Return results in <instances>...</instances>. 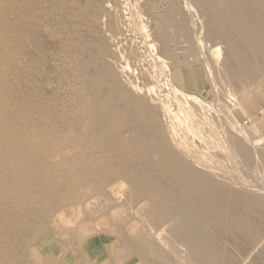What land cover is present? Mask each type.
Here are the masks:
<instances>
[{"label": "rangeland", "instance_id": "rangeland-1", "mask_svg": "<svg viewBox=\"0 0 264 264\" xmlns=\"http://www.w3.org/2000/svg\"><path fill=\"white\" fill-rule=\"evenodd\" d=\"M190 1L0 0V264H156L152 255L141 259L131 237L141 230L163 248L167 227L152 225V216L144 212L147 200L141 205L131 199L133 181L146 176L163 189L174 182L157 175L134 139L169 134L181 143L191 138L199 148L213 141L220 155L228 143L217 139L216 129L204 120L203 108L198 115L194 105L209 106L215 118L223 112L225 127L230 126L245 146L254 144L251 148L257 153L252 157L264 147L260 112L264 105L254 110L245 90L227 91L230 86L218 76L223 46L204 39V14ZM220 6L221 0H215L213 7ZM56 9L68 10L69 17L54 16ZM193 9L198 10L197 17ZM185 16L192 20L188 35L174 26L181 19L186 24ZM164 19L170 25L175 21L165 28L166 42L160 28ZM191 41L197 50L191 51ZM102 45L118 52L116 60L112 57L114 68L124 64L128 75L135 72L146 121H138L141 115L107 78L111 58L105 60L95 52V46ZM81 71L87 79L100 80L102 112L90 100ZM122 75L120 79L127 80V73ZM215 77L222 78L218 85ZM220 83L226 95L218 90ZM232 106L243 108L246 115L227 116ZM92 116L110 119L106 125L89 128ZM100 136L103 141L96 143ZM60 146L74 148L64 163L43 160L59 152ZM6 153L18 156L3 157ZM152 156L156 160L157 155ZM257 156L250 168L236 160L234 168V161L226 163L232 173L223 166L238 187L247 185L264 194V162ZM82 189L94 198H77L74 193ZM68 201L71 205L62 203ZM229 205L244 211L237 199ZM246 213L256 240L229 235L223 239L224 248L233 254L235 264H264V206H250ZM182 249L185 252L178 257L183 259L186 249Z\"/></svg>", "mask_w": 264, "mask_h": 264}, {"label": "bare ground", "instance_id": "bare-ground-1", "mask_svg": "<svg viewBox=\"0 0 264 264\" xmlns=\"http://www.w3.org/2000/svg\"><path fill=\"white\" fill-rule=\"evenodd\" d=\"M191 1L197 6L199 13L201 14L202 12L204 14L202 19L204 18L205 20L204 22L203 20L201 21L205 23L206 36L204 35V39L206 38L207 40V38H209L213 40V42L216 41L223 46L222 62L220 61L221 65L219 64L221 67L219 65L217 67H220L221 71L218 76L220 77L222 75L221 77L223 80L230 86L229 88L227 87V91L230 88H233L232 90H245L247 93V101L251 107L254 110L260 109V107L264 105V0H221V6L219 8L213 7L215 0ZM195 9L193 10L197 17L198 12L196 11L198 10L195 11ZM56 11L57 12H54V16L59 15V17H63V15L66 16L68 12V10L64 12L58 9H56ZM67 16L69 17L68 14ZM185 17L188 19L187 22H185L186 24L188 23V27L189 24H192L189 20L191 22L192 20L191 18L189 19V16ZM196 20L198 19L196 18ZM196 20L194 22H196ZM180 22H176V24L174 21L173 24L175 23L174 26H177L179 28L178 30H182V32L188 35L189 30L192 31V28L189 26L187 29L186 24ZM170 24L169 20L164 19L161 21L160 28L164 35V42H166L168 38V33H165V28L167 27L166 29H168L173 25ZM197 24L196 22V26H198ZM199 28H201V26H199ZM39 30L41 35H46L44 28H40ZM196 33L197 31L194 34L196 35ZM194 34H192L191 37L195 36ZM189 37L190 36H188L187 39H190ZM198 37L199 35L197 34V38ZM202 38L203 36L201 34L200 39ZM198 40L199 38L195 43L198 42L197 44H199L200 40ZM193 46L191 41V51L193 49H198V47L195 48ZM61 48H63V46H61ZM109 48L110 47L107 45L95 46V52L98 55L105 58V60L111 58L106 68L107 78L118 86L120 89V96L125 97L127 103L141 115L138 121H146V117L143 115L142 110L143 95L136 92V79H133L134 75H136L134 74L135 72L132 73L133 71H130L128 75L127 71H129V68L124 64L120 66V59L117 61L118 63L120 62V64L117 63L120 68H114V64L116 63L113 62L116 61H114L112 57L118 58V52L116 51L117 53H115L114 50H112L113 48L111 50ZM169 52V57H173L172 53L170 54ZM120 57L122 58V56ZM162 60L163 59H158V62ZM185 62L188 61L185 60ZM182 64H184V62ZM117 65L116 67H118ZM204 67L206 69V66ZM124 73V78L127 73V80L120 79V77H123L122 74ZM213 73L214 71L212 74ZM81 74L84 76L83 82L89 86L90 100L96 105L97 110L102 112L104 108L99 101L100 80L94 78L87 79L85 73H82V71L80 72V75ZM219 77L214 78L217 85L218 81L222 79ZM218 78L219 80H216ZM218 87V90L221 89L222 92L225 89L222 83H220ZM126 88L128 91H125ZM221 91H219L221 93H219L220 95H222ZM226 92L224 93L225 95ZM223 98L220 100H223ZM228 104L229 103H226V107H229ZM199 107L200 110L203 108L204 120L216 129L217 139L228 143L227 150L220 153V155H217L219 154L216 153L217 150L215 152L214 149L216 148L212 143L213 141H210L207 147L199 148L194 145L195 142H193L191 138L187 142L181 143L178 139L169 134H164L162 137L151 134L144 140L134 139V142L137 140L136 143L139 145V150L146 153L147 161L149 160L148 162L151 163V166L156 167L157 175L174 182V185L169 189H163L146 176H141L139 180L133 181L131 199L141 205L143 201L147 200L149 204L146 209L147 212L146 210H144V212L145 214L147 213V216H152V225L158 226L165 224L168 232V234L165 233L167 236L161 240L163 243L162 245H164L163 248L162 246H159V248L154 238H149L147 234L141 230L133 234L131 241L134 243L137 253L142 260H148L147 258L152 255L156 264H229L232 261L235 264L232 257L233 254L231 255V253L227 252L224 248V237L239 234L250 240H256L255 228L251 224V220L246 211L249 210L250 206H264V194H260L256 189V191H252L247 188V185L246 187H238V183H235L234 177L230 178L232 175L227 172L229 168L227 164H231L234 161V164H231L233 166L236 160V164L240 162L239 165L242 163L244 167L248 166L247 168H250L255 162L252 161V158L254 159V156L257 155L258 156L255 158H259L262 164L264 162V147L258 149L259 153L257 155H255L257 153L256 149L254 151L256 153L252 157L254 152L251 148V144L253 143L250 141V149L237 138L233 130H230V126L229 128L228 126H226L227 128L225 127L227 120L223 119V112L221 114L222 116L219 115L220 118L217 117L218 115H216L217 118H215L210 114V109H208L209 106L204 107L203 105L202 107L200 104H197L194 105L193 108L198 115L202 113V111H199ZM232 107V109H229L228 112L230 113L227 114V116L237 117L246 115L243 108H238L236 106ZM208 111L209 114L207 113ZM260 112L264 113V109ZM205 113L206 115H211V117H206ZM109 119L110 117L107 119L97 116L89 117L88 127L96 128L100 125H106ZM228 121H230V118ZM247 127L248 134L250 133L252 135V126L250 127V125H248ZM218 129L222 130L219 131ZM252 130L254 131V129ZM218 135L220 137H218ZM100 141H103L101 136L100 140L96 141V143ZM57 150H59V152L50 158L44 157L43 160L58 165L64 163L65 160L74 153V148L71 146H60ZM152 155H157L156 160L153 159ZM15 156L18 155L14 153H6V155H3V157L11 158ZM258 163H260V161ZM225 164L226 170L224 167ZM230 164L229 166L231 168ZM259 165L255 166L259 167ZM230 168L228 169L229 171ZM217 171H220V173ZM246 171L248 173V170ZM251 171L252 169L250 173ZM230 172L232 173V171ZM107 177L112 178L110 174H108ZM74 195L77 198H83L85 200H92V198H94L92 194L84 189L78 192L76 191ZM235 199L239 201L244 211H237L229 205V202ZM62 203L71 205L69 201L67 203ZM88 203L90 202H86L85 205L88 206ZM19 228L22 230V226ZM10 233H12V231ZM128 237L129 236H127V239ZM18 245L20 246V244ZM182 248L186 249V255L183 259L178 257L180 252H185ZM121 255L123 257L124 254L121 253Z\"/></svg>", "mask_w": 264, "mask_h": 264}]
</instances>
